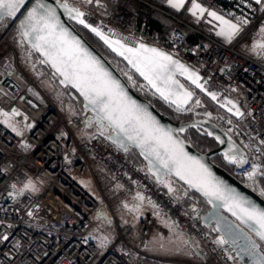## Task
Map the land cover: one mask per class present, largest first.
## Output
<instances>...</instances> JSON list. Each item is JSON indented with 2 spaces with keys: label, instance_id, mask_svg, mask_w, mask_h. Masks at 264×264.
<instances>
[{
  "label": "built area",
  "instance_id": "1",
  "mask_svg": "<svg viewBox=\"0 0 264 264\" xmlns=\"http://www.w3.org/2000/svg\"><path fill=\"white\" fill-rule=\"evenodd\" d=\"M114 4L107 23L144 41L154 37L145 22L151 13L172 16L176 25L168 37L169 51L195 67L219 92L243 104L241 134L231 118L214 111L203 116L244 149L245 162L233 165L231 172L255 188L254 177L264 165V53L255 56L242 46L264 32V7L248 22L235 13L232 0H223L222 14L240 24L236 38L225 42L213 30L173 13L168 4ZM136 16L144 22L138 23ZM193 35L203 41L188 45ZM16 37L15 21L0 30V264H164L149 252L156 217L147 213L136 222L117 217L122 204L139 192L197 243L204 258L200 264H245L226 243L217 244L223 237L169 195L128 152L105 134H89L86 118L91 111L68 112L52 75L48 79L57 88L47 92L25 68ZM135 79L129 83L140 91ZM253 165L255 174L249 176ZM83 177L93 179V188L80 182ZM102 209L112 220L113 235L97 243L91 234L101 225Z\"/></svg>",
  "mask_w": 264,
  "mask_h": 264
},
{
  "label": "water",
  "instance_id": "2",
  "mask_svg": "<svg viewBox=\"0 0 264 264\" xmlns=\"http://www.w3.org/2000/svg\"><path fill=\"white\" fill-rule=\"evenodd\" d=\"M33 8L36 9L37 19L44 16L49 10L54 14V20L52 22L56 25V28L54 35L48 36L50 41L56 40L62 31L67 33L69 40H78L80 46L98 60L103 69L119 82L123 92L129 98L136 101L141 108L146 110L161 128L169 131L173 139L179 142V146L188 157H191L193 161H198L199 164L207 169L208 173L211 174L213 182L221 185V190L225 197L235 194L237 197L246 201L243 205L244 207H255L260 211H264V196L255 189L244 184L227 168L214 160L216 155H223L224 160L231 165L237 164L241 159L243 160L245 158V151L238 142L232 139L225 131L221 130L208 117H196L182 122L172 120L152 101L139 94L130 85L128 80L111 60L85 36L80 30V27L96 35L111 52L122 58L129 67L149 85L151 90L158 97L178 109L187 108L194 99L196 91L202 93L217 107L237 120L241 119L245 114L243 105L235 98L219 92L200 75L196 68L186 64L183 60L171 54L167 49L143 41L120 30H116L102 19L96 18L88 11L66 0H25V6L21 8V11L17 13L16 17L6 16L0 20V24L5 19L15 21L20 46L37 57L40 65L45 67L63 89L68 90L69 96L74 102L82 104L83 114L91 111L86 118L87 129L96 128V132L107 135L112 143L124 151L135 149L142 158L148 173L152 175L158 183H162L170 191H176L177 184L173 182V179H175L182 190L181 194H178L177 197L184 195L188 191H194L199 194L206 200L208 209L201 211L199 204L196 202V198L191 195L192 203L190 204V209L194 211L200 210L197 212L200 214V218L204 224L214 233H220L223 237L222 239L226 241V244L235 251L245 264H264V238H262L261 235L264 233V229H260L258 225H253L251 221L242 218V212L239 208L233 206L231 200L218 199L214 195H206L204 191L190 185L186 179L178 177L171 163L168 168H165L161 163V159H167L164 154V149L159 150L161 159H158L157 155L152 153L149 147L143 146L140 143L132 128H128L127 132H122L115 126H109L107 120L101 121L100 117L103 113L100 112L99 106L91 104L77 88L65 81L64 76L57 71V67L53 64L52 59H50L48 55H45V51L47 50L52 56H55L56 49L51 48L49 44H45L43 41H39L35 34L28 37H23L21 35L23 30L20 29V21L23 20L27 12ZM76 11L84 15L79 18H74L76 17ZM80 19H83L85 23L81 24L79 22ZM92 28H96L102 35L93 32ZM39 35L46 36L48 33L47 31H43L40 32ZM36 43H40L42 47L37 49L33 46ZM141 45L144 46L143 49ZM128 48L133 49V52H128ZM145 49H156L170 56L173 61L177 62L176 64L165 62L167 64V69L156 71L149 70L144 67L143 64L139 65L141 70L146 71L154 80L160 91H157V87H153L148 79L142 76L140 71H137V68L129 62L130 60L143 59V57H150L153 55ZM121 52H123L124 55H121ZM179 65H182L187 71H183ZM193 80H196V83H193ZM161 91L164 93V96H161ZM188 94H190V96ZM165 97H167V99H165ZM191 128L197 130L202 135L214 139L217 146L206 151L198 150L192 142L185 137V132ZM181 129L183 130L181 131ZM209 133H211V135H209ZM129 136L133 138L129 139ZM217 137H219V139H217ZM221 141L223 142L221 143ZM189 163L192 162L189 161ZM189 242L192 244L191 240H189ZM192 247L200 254L193 244Z\"/></svg>",
  "mask_w": 264,
  "mask_h": 264
},
{
  "label": "snow or ice",
  "instance_id": "3",
  "mask_svg": "<svg viewBox=\"0 0 264 264\" xmlns=\"http://www.w3.org/2000/svg\"><path fill=\"white\" fill-rule=\"evenodd\" d=\"M256 2L260 3V0H256ZM168 3L174 8H180L183 6L184 0H168ZM23 6H25V0H0V20L6 16L16 17ZM192 11L193 14H196L197 11L203 12L204 10L193 0ZM83 15V13L76 11V17L74 18H79ZM209 15L224 23L226 27L221 30L220 34L226 36L229 40L240 31L237 25L225 21L223 17L217 16L216 13H209ZM53 20L54 14L50 10L44 16L37 19L36 9L33 8L20 21V29L23 30L21 35L28 37L35 34L39 41H43L45 44H49L51 48L56 49L55 56H52L47 50L45 51V55H48L52 59L53 64L57 67V71L64 76L65 81L77 88L91 104L99 106L100 112L103 113L100 117L101 121L107 120L109 126H115L122 132H127L128 128H132L140 143L143 146L149 147L151 152L157 155L158 159H161L159 150L164 149L167 159H161V163L165 168H168L171 163L178 177L186 179L190 185L204 191L206 195H214L218 199L231 200L233 206L239 208L242 212V218L251 221L253 225H258L260 229H264V211H260L255 207H244L243 205L246 201L235 194L225 197L221 190V185L213 182L211 174L208 173L207 169L199 164L198 161H193L191 157H188L179 146V142L173 139L171 133L161 128L146 110L141 108L136 101L129 98L123 92L119 82L103 69L98 60L80 46L78 40H69L67 33L62 31L56 40L50 41L48 36L54 35L56 28V25L52 22ZM79 22L81 24L85 23L83 19H80ZM43 31H47L48 35H39ZM92 31L97 32L98 35H102L96 28H92ZM33 46L37 49L42 47L40 43H36ZM141 48L143 49L144 46L141 45ZM145 50L151 52L153 55L143 57V59L130 60L129 62L137 68V71H140L142 76L148 79L153 87H157L154 80L146 71L141 70L139 65L143 64L149 70L156 71L167 69L165 62L170 64H176L177 62L156 49ZM127 51L133 52V49L128 48ZM120 54L124 55L123 52ZM179 67L183 71H187L182 65H179ZM193 83H196V80H193ZM157 91H160L158 87ZM160 94L164 96L162 91ZM188 95L190 96V94ZM132 138L129 136V139ZM189 161L192 163H189ZM238 162L244 163L245 161L241 159ZM254 174L255 165H253V171L248 173V175L252 176ZM261 235L264 238V233ZM4 239H7V237H4ZM224 243L226 241L223 239L217 241L219 245H223Z\"/></svg>",
  "mask_w": 264,
  "mask_h": 264
},
{
  "label": "trees",
  "instance_id": "4",
  "mask_svg": "<svg viewBox=\"0 0 264 264\" xmlns=\"http://www.w3.org/2000/svg\"><path fill=\"white\" fill-rule=\"evenodd\" d=\"M104 1H106V4L108 5V10H106V11H108L109 15L110 14L112 15V13L114 11V6H115L114 0H104ZM200 1L203 4L207 5L208 7H215L217 9H222L223 0H214L213 2H208L207 0H200ZM156 3H158V2H156ZM158 4H163V3H158ZM232 4H233L234 8H237L238 10H240L244 13V17L246 18V20L248 22H250L252 19H254L255 16L264 7L263 3H257L255 0H232ZM170 9L173 11V13L177 14L178 16H180L182 18L187 13V9H184L182 11H177V10L173 9L172 7H170ZM134 19L140 24L142 22H144V21H142V19H140L137 16L134 17ZM9 21H10L9 19H5L3 22H6V23H3L2 25H0V30L4 29L7 26V24L9 23ZM145 22L148 25H150L154 31V37L149 42L151 44L157 45L161 48L170 49L168 37H169L172 29L176 25L175 19L170 15L156 11L154 13H151L147 17ZM80 30L85 34V36L94 45H96L111 60V62H114L113 61L114 59L118 60L119 62L126 65L130 69L129 65L122 58L118 57L113 52H111L96 35L92 34L90 31L86 30L83 27H80ZM202 41H203V37H201L199 35H193V36L189 37L187 40L188 43H192V44L200 43ZM130 70L135 74L137 79L142 80V78L135 71H133L132 69H130ZM67 95H69L68 91H67ZM68 97L70 98V96H68ZM204 98L208 102V104L211 106L212 109L220 110V108L217 107L213 102H211L206 96H204ZM72 102H74V100ZM74 103L76 104L75 106L77 107L78 112L82 111V104L76 103V102H74ZM159 108L161 111H163L166 115H168L172 120H174L176 122L187 121V120H191L193 118L192 115L184 114L183 112H180L181 114L177 115L176 113L169 111L165 105L163 106V104H159ZM234 121L237 124L238 133L241 134L243 132V125H242L241 120H234ZM95 130H96V128H91V129H88L87 132L90 134V133L95 132ZM185 137H186V135H185ZM186 138L190 142H192V144L198 150H201V151H206L208 149L213 148L216 145V142L214 139L209 138L206 135H204V137H202V135L199 134V132L195 129H193L192 136L186 137ZM129 154H130L131 160L136 165L143 166V168L145 169V165L143 163V160L140 157L139 153L135 149H132L131 151H129ZM173 182L175 184H177L176 185V191H170L166 186L163 185L164 190L169 195H171V196L179 199L180 201H182L186 205V207H188L189 209H190V204L192 203V199H191L190 195L194 196L196 198V202L200 206L201 211H205L208 209V204H207L206 200L203 199L199 194H197L194 191H188L184 195H180V197H177L178 194H181L182 190H181L179 183L175 179H173ZM254 184L264 194V165L262 166L261 171L258 172L257 175L255 176ZM200 210H197V211L199 212ZM98 216L100 218L105 217V216L107 218H109L105 209H102L99 212Z\"/></svg>",
  "mask_w": 264,
  "mask_h": 264
},
{
  "label": "rangeland",
  "instance_id": "5",
  "mask_svg": "<svg viewBox=\"0 0 264 264\" xmlns=\"http://www.w3.org/2000/svg\"><path fill=\"white\" fill-rule=\"evenodd\" d=\"M66 1H68L69 3L79 7L81 9L88 11L89 13H91L92 15L96 16L99 19H105L109 15L108 11H106V10H108V5L106 4V1H104V0H91V2H89V0H66ZM206 29L211 30L209 28H206ZM252 43L254 45L257 43H261L260 38L259 39L256 38L255 40H253ZM246 44H248V43H246ZM260 48L262 50H264V45L261 44ZM21 51L23 54V58H21V60H22L23 64L25 65L26 69H28V71L33 75V77L40 83V85L47 92H49V93L54 92L57 88V84L51 82L48 79V76L46 74L48 72H46L41 67L40 63L38 62L37 57L34 54H32L31 52L26 51L23 47H21ZM113 61L114 62H112V63L117 67L118 70H120L122 73H124V75L127 79L131 80V78H133V79L136 78L135 74L130 70L131 68L129 69L126 65L122 64L118 60L114 59ZM135 80H136L135 86L140 90V92L142 94H145L148 97L154 96L161 104H163V106L165 105L169 111L176 113L177 115L181 114L180 112H183L184 114L192 115V117H193L192 119H194L197 116L204 115L205 112L208 113V111H213L211 106L205 100L204 95L198 91H196L195 98L189 104V106L187 108L178 109V108L172 106L171 104L165 102L160 97H158L147 86V84L143 80H140L137 78ZM60 97L65 104L64 105L65 109H67L68 112H75L77 107H75V108L72 107L73 103L70 101V99L68 101H66L65 94H63L62 92H60ZM158 105H159V103H158ZM240 120L242 121V119H240ZM80 182L82 184L89 185V187H92V188L94 186V181L91 177L80 178ZM27 187H30V184H27V186L25 188H27ZM258 191H260V190H258ZM149 201L150 200L146 197V195H144L141 192H139L138 194L132 195L120 207V209L118 210V213H117V217L119 218V220H122V221L123 220H132V221L136 222V221L140 220V216L141 215L144 216L146 214V211H147V210H145V212L142 213L141 210L138 209L139 202H140V204L142 202V205H145L146 202L147 203L151 202V201L150 202ZM128 213H130V214H128ZM127 215H129V216H127ZM100 220H101V223H100L101 225L97 226L91 234L92 238L97 243H99L100 241H104V240L107 241V240L111 239V237L113 235L112 220L107 218L106 216L100 218ZM110 228H112L111 231H110ZM151 240H153V245L155 244V240H158V242L162 241L160 236H159V232L157 230V222H156V227H154V229H153V234H152ZM161 246H163V248H160L159 252H161L162 255L158 256V257L165 260L164 264H183V263L179 262L180 260H175V259H177V257H175V256H178V254L173 253V250H172L173 247L171 245H168L167 240H164Z\"/></svg>",
  "mask_w": 264,
  "mask_h": 264
},
{
  "label": "crops",
  "instance_id": "6",
  "mask_svg": "<svg viewBox=\"0 0 264 264\" xmlns=\"http://www.w3.org/2000/svg\"><path fill=\"white\" fill-rule=\"evenodd\" d=\"M153 1H156L158 3L168 4L170 7H172V5L168 3V0H153ZM195 3L199 4L200 7L204 11L203 12L197 11L196 14H193V11H192L193 0H184V4L182 7L180 8L172 7V8L177 11H182L184 9H187V13L185 14V16H183L184 19L188 20L193 25H196L202 28H209L213 30L215 36L222 41L231 42L236 38L239 32L231 40H229L226 36L221 35L220 34L221 30L224 29L226 26L224 25L222 21L217 20L212 15H209V13H213V12L216 13L217 16L223 17L225 21H229L230 23L237 25L238 28L240 29V24L237 21L225 17L222 14L221 9H217L215 7H208L207 5L203 4L200 0H195ZM260 3L264 4V0H260ZM110 16L111 14L108 15V17L103 20H108ZM259 38H260L261 43L255 44L256 46L252 42H250L248 44H244L242 48L255 56L263 54L264 50L260 48V45L261 44L264 45V32L260 33L257 39ZM138 209H140L142 213H144L145 210H147L146 213L154 214L157 219V230L159 232V236L162 241L158 242V240H155V244L153 245V240L150 239L149 251L153 255H157V256L162 255L161 252L159 251H160V248H163V246H161L163 241L167 240L168 245H171L173 247L172 249L173 253L178 254V256H175L177 257V259L175 260H180L179 262L183 264L185 263L200 264L204 261L203 257L199 253H197L196 250L192 247V244H193L196 247V249L199 251L196 242L192 241V244H191L189 242L190 239L188 238V236L184 232H182L180 229H178V227L175 225V223L173 222V220L170 218L169 215L158 210L151 202L150 203L146 202L145 205H142V202L141 204L139 202ZM142 216L143 215H141L140 218Z\"/></svg>",
  "mask_w": 264,
  "mask_h": 264
},
{
  "label": "flooded vegetation",
  "instance_id": "7",
  "mask_svg": "<svg viewBox=\"0 0 264 264\" xmlns=\"http://www.w3.org/2000/svg\"><path fill=\"white\" fill-rule=\"evenodd\" d=\"M5 23V22H4ZM149 98H150V100L159 108V105H158V103L159 104H161L154 96H149ZM74 105H76L75 103H73ZM160 109V108H159ZM220 111H223V110H220ZM223 113V112H222ZM192 134H193V129H189V130H187L186 132H185V135H186V137H190V136H192ZM200 134V133H199ZM202 135V134H201ZM202 137H204V135H202ZM217 146V144L214 146V147H216ZM213 147V148H214ZM214 160L218 163V164H220V165H222L223 167H226V168H228V169H230V164H228L225 160H224V157H223V155H216L215 157H214Z\"/></svg>",
  "mask_w": 264,
  "mask_h": 264
},
{
  "label": "bare ground",
  "instance_id": "8",
  "mask_svg": "<svg viewBox=\"0 0 264 264\" xmlns=\"http://www.w3.org/2000/svg\"><path fill=\"white\" fill-rule=\"evenodd\" d=\"M234 11H235V13H240L242 16H244V13L242 12V11H240V10H238L237 8H234ZM260 13V12H259ZM258 13V14H259ZM257 14V15H258ZM257 15L255 16V18L257 17ZM254 18V19H255ZM254 19H252V20H254ZM201 43V42H200ZM187 44L188 45H194V44H198V43H194V44H192V43H188L187 42ZM213 111L214 112H217V113H219L220 115H222V116H224V117H228V118H231V119H233V120H237V119H235V118H233L231 115H229V114H227L226 112H224V111H220V110H216V109H213ZM223 112V113H222ZM242 119V125H243V128L245 127V124H244V119L243 118H241ZM238 120H240V119H238Z\"/></svg>",
  "mask_w": 264,
  "mask_h": 264
}]
</instances>
